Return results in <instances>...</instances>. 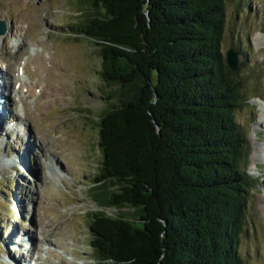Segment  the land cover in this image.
<instances>
[{
	"label": "trees",
	"instance_id": "trees-1",
	"mask_svg": "<svg viewBox=\"0 0 264 264\" xmlns=\"http://www.w3.org/2000/svg\"><path fill=\"white\" fill-rule=\"evenodd\" d=\"M84 1L76 34L97 46L114 91L97 120L90 187L97 264H246L257 179L237 119L239 67L222 49L228 0Z\"/></svg>",
	"mask_w": 264,
	"mask_h": 264
},
{
	"label": "rangeland",
	"instance_id": "rangeland-1",
	"mask_svg": "<svg viewBox=\"0 0 264 264\" xmlns=\"http://www.w3.org/2000/svg\"><path fill=\"white\" fill-rule=\"evenodd\" d=\"M85 2L0 0V86L7 103L0 102V118L8 106L14 119L0 121V264H97L87 219L99 206L90 187L101 154L97 120L114 91L101 80L97 46L76 34ZM261 34L264 0H228L222 49L239 55L246 100L237 119L247 133L248 172L257 179L240 248L246 264H264ZM131 210L106 208L108 214Z\"/></svg>",
	"mask_w": 264,
	"mask_h": 264
},
{
	"label": "bare ground",
	"instance_id": "bare-ground-1",
	"mask_svg": "<svg viewBox=\"0 0 264 264\" xmlns=\"http://www.w3.org/2000/svg\"><path fill=\"white\" fill-rule=\"evenodd\" d=\"M23 23V22H22ZM17 25V24H16ZM22 30V28L21 27H18L17 28V31H21ZM18 34V33H17ZM261 38H259V40H263L264 41V35L263 34H261V36H260ZM24 49V47H21V50H23ZM20 50V51H21ZM19 54V53H18ZM20 58V57H19ZM1 70V69H0ZM2 71V70H1ZM8 71V70H7ZM4 72V71H3ZM9 72V71H8ZM29 72V70H27V73ZM9 73H11V72H9ZM5 77V76H4ZM0 83H1V85H2V81L0 80ZM6 86H7V84H6ZM2 86H0V102H1V104L2 103H6V98H5V91H6V87H4V89L3 88H1ZM262 101V100H261ZM263 103V102H262ZM7 104V103H6ZM1 106V105H0ZM2 107V106H1ZM4 114V118L2 119V115ZM3 114H1V118H0V121H2V120H8V119H10V121L12 122V121H14V119H11V118H9L10 116L8 115L9 114V107L7 106V111H4V113ZM261 115H260V117H263L264 116V104H261V113H260ZM53 159L54 158H51V160L53 161ZM56 164H59V163H56ZM44 232H46L45 230H44ZM29 238V240L31 239L32 240V238H31V236L30 237H27L26 239H28ZM33 238H35L34 236H33ZM35 240V239H34ZM32 245V244H31ZM29 248H31V246L29 247Z\"/></svg>",
	"mask_w": 264,
	"mask_h": 264
},
{
	"label": "water",
	"instance_id": "water-1",
	"mask_svg": "<svg viewBox=\"0 0 264 264\" xmlns=\"http://www.w3.org/2000/svg\"><path fill=\"white\" fill-rule=\"evenodd\" d=\"M5 32V30L1 31ZM226 59L229 67L232 70H236L239 66V55L238 52L235 49H229L226 53Z\"/></svg>",
	"mask_w": 264,
	"mask_h": 264
}]
</instances>
